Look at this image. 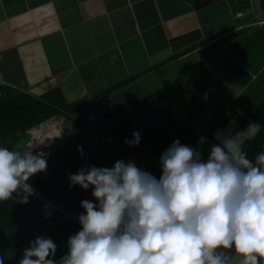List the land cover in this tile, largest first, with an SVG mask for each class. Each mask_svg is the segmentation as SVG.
Segmentation results:
<instances>
[{
    "label": "clouds",
    "instance_id": "1",
    "mask_svg": "<svg viewBox=\"0 0 264 264\" xmlns=\"http://www.w3.org/2000/svg\"><path fill=\"white\" fill-rule=\"evenodd\" d=\"M259 132L256 122L229 132L206 159L177 139L159 157V178L124 160L70 173L69 189L91 190L93 200L81 201L80 229L68 237L66 254L54 259L56 244L40 236L19 264H232L234 256L264 264V151L249 159L244 150ZM140 140L135 131L124 143ZM45 157L0 146V202L27 205L31 179L47 171Z\"/></svg>",
    "mask_w": 264,
    "mask_h": 264
},
{
    "label": "crops",
    "instance_id": "2",
    "mask_svg": "<svg viewBox=\"0 0 264 264\" xmlns=\"http://www.w3.org/2000/svg\"><path fill=\"white\" fill-rule=\"evenodd\" d=\"M263 20L254 0H0V91L71 105L184 57L250 118L264 101Z\"/></svg>",
    "mask_w": 264,
    "mask_h": 264
},
{
    "label": "trees",
    "instance_id": "3",
    "mask_svg": "<svg viewBox=\"0 0 264 264\" xmlns=\"http://www.w3.org/2000/svg\"><path fill=\"white\" fill-rule=\"evenodd\" d=\"M185 1L194 9L206 6L201 4V0ZM207 78L204 66L194 63L186 68L184 81L174 93L161 95L157 102L150 98L134 99L94 124H89L72 112L77 106L84 108L85 101L66 105L58 92L33 98L13 91L1 94L0 91V146L19 139L32 128L65 112H70L71 117L75 118L73 120L86 125L90 135L95 133L98 141L95 143L88 138L84 143H74L47 158V171L37 173L30 183L34 193L43 197L48 204L34 195L29 197L27 205L11 200L0 202V256L4 257V264H19L29 242L40 236L50 237L56 244L54 259L58 260L66 254L68 237L75 234L80 226L51 206L77 220L83 212L81 201L93 200L91 190L84 191L79 186L69 189L70 173L92 165L111 168L117 160H124L135 162L138 167L159 178V157L173 141L178 139L181 144L194 147L198 137L195 126L199 122L208 123L209 126L213 121L205 105ZM183 98L186 99V115L177 126L173 121L174 110ZM250 120L260 126L257 137L244 148L248 158L254 159L264 151V101L252 113ZM215 126L212 125L208 137ZM135 131L140 133L141 140L138 146L130 147L124 140L131 139ZM78 147L83 149V158L77 152ZM45 205H48V212L51 213L47 219Z\"/></svg>",
    "mask_w": 264,
    "mask_h": 264
},
{
    "label": "water",
    "instance_id": "4",
    "mask_svg": "<svg viewBox=\"0 0 264 264\" xmlns=\"http://www.w3.org/2000/svg\"><path fill=\"white\" fill-rule=\"evenodd\" d=\"M218 1L220 0H201V4L207 5ZM255 1L258 12L261 15H264V0ZM187 67V59L184 57L179 58L164 68L150 72L138 80H132L123 90L109 92L85 102V106L90 109L86 112L80 113L79 116L89 124H94L101 118L121 108L134 99L144 100L146 98H151L152 100L157 101L161 95L172 94L181 87ZM205 105L213 119L219 114V106H226L225 102L212 92L206 94ZM81 108V106H77L73 111L76 112V109ZM227 108H225V110H227ZM230 110L232 116L228 119L227 126L223 129H217L213 134L212 139L214 144L218 143L219 139L228 135L229 132L241 131L242 129L239 127L241 122H246L247 124L252 122L250 118L241 112L235 105H231ZM203 127L204 124L202 122H199L196 125L197 134H199ZM200 138L201 137L195 142V148L198 151H201L202 146ZM232 264H239V259L234 256Z\"/></svg>",
    "mask_w": 264,
    "mask_h": 264
},
{
    "label": "rangeland",
    "instance_id": "5",
    "mask_svg": "<svg viewBox=\"0 0 264 264\" xmlns=\"http://www.w3.org/2000/svg\"><path fill=\"white\" fill-rule=\"evenodd\" d=\"M254 6L257 14L259 16H262L263 14L261 15L257 10V4L255 0ZM89 109V107H82L78 110L79 112L83 113ZM185 115L186 99L183 98L175 107L173 116L174 124L179 126L183 122ZM73 119L75 118L71 117L70 112H65L62 115L54 116L45 123L27 131L19 139L10 140L9 142L2 144L1 146L8 147L10 150H18L22 154L29 148L35 147V149L32 151L33 154H36L37 152H43L46 154L45 158H51L52 156L68 148L74 143L86 142L88 138L92 139V141H95V143L98 142L97 135L95 133L90 135L91 132L89 131V129H87L86 125L84 126ZM34 196L42 202L47 203V201L40 195L34 193ZM51 207L62 216L74 221L76 224L79 225L78 221L67 213L56 208L55 206Z\"/></svg>",
    "mask_w": 264,
    "mask_h": 264
},
{
    "label": "flooded vegetation",
    "instance_id": "6",
    "mask_svg": "<svg viewBox=\"0 0 264 264\" xmlns=\"http://www.w3.org/2000/svg\"><path fill=\"white\" fill-rule=\"evenodd\" d=\"M151 99V98H150ZM152 100V99H151ZM154 101V100H153ZM158 101V100H157ZM157 101H155V102H157ZM221 107H223V106H221ZM220 108V107H219ZM223 108H227V107H223ZM74 110V109H73ZM72 110V112H74V113H76V114H80L81 112H79V110L78 109H76V112L75 111H73ZM222 109L220 108L219 109V114L217 115V117L216 118H214V121H212V123H211V125H209L208 126V123H205V122H202L203 124H204V127L201 129V131L199 132V134H197V132H196V126H195V134L198 136L197 138H196V140L194 141V148H195V142L197 141V139L199 138V137H206L207 138V141H208V143L207 144H202V146H201V153H202V156L206 159L207 158V149L212 145V144H214V141H213V139H212V137H213V134H214V132L217 130V129H223L225 126H227V124H228V119L229 118H231V116H232V112H231V110H230V106H228V108H227V111H229V115H223L222 114V111H221ZM209 112V111H208ZM210 114V113H209ZM211 117V116H210ZM212 119V118H211ZM212 125H216L215 126V129L213 130V132L211 133V135L208 137V133L211 131V129H212ZM247 123L246 122H241L240 124H239V127L241 128V129H244L245 127H247ZM231 133H235V131H233V132H231Z\"/></svg>",
    "mask_w": 264,
    "mask_h": 264
},
{
    "label": "built area",
    "instance_id": "7",
    "mask_svg": "<svg viewBox=\"0 0 264 264\" xmlns=\"http://www.w3.org/2000/svg\"><path fill=\"white\" fill-rule=\"evenodd\" d=\"M238 17H240V15H238ZM260 24H264V20H263V22H261Z\"/></svg>",
    "mask_w": 264,
    "mask_h": 264
}]
</instances>
